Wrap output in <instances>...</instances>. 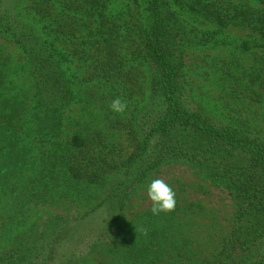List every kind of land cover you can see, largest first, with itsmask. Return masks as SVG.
Listing matches in <instances>:
<instances>
[{
  "label": "trees",
  "instance_id": "16d2710c",
  "mask_svg": "<svg viewBox=\"0 0 264 264\" xmlns=\"http://www.w3.org/2000/svg\"><path fill=\"white\" fill-rule=\"evenodd\" d=\"M230 27L246 36L229 56H194ZM0 38L24 60L0 45V264H264V0H0ZM194 75L237 105L217 110ZM175 161L232 193L212 256L177 196L127 222ZM66 203L83 210H35Z\"/></svg>",
  "mask_w": 264,
  "mask_h": 264
},
{
  "label": "rangeland",
  "instance_id": "374dc122",
  "mask_svg": "<svg viewBox=\"0 0 264 264\" xmlns=\"http://www.w3.org/2000/svg\"><path fill=\"white\" fill-rule=\"evenodd\" d=\"M245 36L246 31L230 27L223 34L221 44L207 51L196 49L194 56H197L199 60L206 57V54L219 57L229 56L236 43H238L240 38H245ZM0 45H3L7 52L11 53L16 60L24 62L22 53L17 47L6 44L1 38ZM198 72L201 71L198 70ZM194 76L198 81L196 85L200 87L198 88L200 89L199 91L205 92L206 96L211 99L212 96L215 98L211 101L208 100L210 105L215 108L216 106L225 107L227 104L231 106L237 105L238 101L219 98L220 94L218 95L216 88L206 83L208 81L204 76ZM223 101L226 103L228 101V103L225 104ZM123 141V146H125L124 153L128 154L130 149L126 140ZM156 178L171 183L180 206L179 222L182 224L184 231L194 238L193 247L198 256H212L217 253L233 227L236 211L235 201L230 190L216 184L207 178L200 169L186 161L164 164L148 176L147 180L127 204L125 210L127 222L135 223L143 212L151 209L152 202L147 197L146 189L150 181ZM35 210L45 214L53 211L75 214L82 211L83 208L66 203ZM1 246L3 244L0 241V248Z\"/></svg>",
  "mask_w": 264,
  "mask_h": 264
},
{
  "label": "clouds",
  "instance_id": "9594fccd",
  "mask_svg": "<svg viewBox=\"0 0 264 264\" xmlns=\"http://www.w3.org/2000/svg\"><path fill=\"white\" fill-rule=\"evenodd\" d=\"M128 105L122 99H115L110 104L113 113L123 115L126 113ZM147 197L152 202L151 212L154 215L167 213L176 207V193L170 182L163 179H152L147 186Z\"/></svg>",
  "mask_w": 264,
  "mask_h": 264
}]
</instances>
